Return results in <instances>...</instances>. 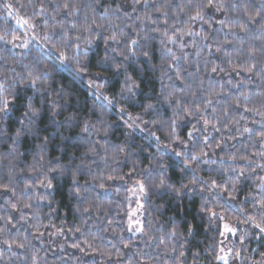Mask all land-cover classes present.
<instances>
[{"label":"trees","instance_id":"1","mask_svg":"<svg viewBox=\"0 0 264 264\" xmlns=\"http://www.w3.org/2000/svg\"><path fill=\"white\" fill-rule=\"evenodd\" d=\"M67 2L79 7L76 17H66L63 11L59 14L55 12V6H62L65 0H0V34H6V41H11L10 43L0 41V66L5 69L4 75H8L6 70L10 67H15L22 73L26 71L24 65H31L33 68L47 67L51 71L49 80L52 89L51 98H56V93L61 87L71 94L70 105L59 116L50 117L49 105L45 102L42 115L32 125L33 132L21 135L15 143L13 140L17 129L21 127L19 121L25 111L24 103L27 102V97L32 95L31 89L18 93L12 110L7 116L0 114V185H8L10 189L5 191L0 188V217H2L0 228L5 227L4 221L9 215L15 216L13 226L0 232V253H2L0 264H223L215 257L219 255L225 243L232 250L228 257V264H264V256H261V253H264V238H261L264 234L258 237V229H255L252 223H242L247 216H255L257 222H261L252 207L251 199L246 201V197L249 192L257 196V178L264 175V170H257L255 175L243 181L238 193L234 194L237 195V199L233 201L232 208L226 209L223 201L212 193L205 192L202 197L199 194L200 185H196V194L186 192L178 198L174 193L156 189L151 185L158 183L161 175L177 188L182 184H190L193 177L181 171L185 158L177 157L174 153L183 150L180 140L190 144L188 131L196 120L188 118L191 122L183 121L181 127L176 130L180 140H176L170 137V129L167 125L156 128L151 123L154 118L164 120L171 118L172 111L167 105L157 110L159 116H156L155 112L143 115V121L147 122L145 132L136 130L129 134L131 130L120 119L121 107L125 109L124 120H127L129 114L134 117L140 114L143 111L142 105L155 104L157 101L161 85V66L166 67L169 61L162 59L164 46L160 44V35L151 31L159 27L163 32L165 17L155 12L152 5L159 6L164 4L165 0H149L148 6L138 5L137 12L132 14L131 18L123 15L116 18L110 15L104 20L99 19L100 13L104 8H114L117 0H103L99 7L95 6L94 0H67ZM225 2L231 3L232 0H225ZM247 2L253 5L249 10L255 11L256 6L264 3V0H247ZM183 3H186V0H173L172 6L167 9V23L173 25L168 29L169 35L188 27L185 23L187 16L183 13L175 16L174 19V14ZM5 4L12 5L11 16L8 15L9 9L5 7ZM41 6L46 11L44 15H37ZM127 11L131 13L132 9L129 7ZM146 12L151 13L152 19L157 20L158 23L153 24L151 20H136V16L142 17ZM53 15L56 16L55 21L51 19ZM85 15L89 20L97 18V23H103L108 29L106 35H111L113 31L118 33L123 29L129 41L137 36L155 37L150 39L146 46L142 45L141 51L150 52V63L156 67L154 70L149 68L145 58L139 54L138 59L129 65V74L140 84L137 102L121 104L118 100L116 109L103 114L104 121L112 125L108 143L113 147H110L107 152L98 148L96 156L91 155L89 148L95 141H99L101 145L105 141L95 133L85 136L81 132L83 121H98L101 118V109L97 108L94 113L89 111L92 108L93 98L89 95L87 82L91 76L86 75L83 80H79L74 79L72 72L63 68L53 69V65L58 63L57 57L60 52L71 57L77 43L82 50L84 49V40L89 38V34L72 29L67 21L74 20L78 25H82L85 23ZM237 17H242V11H233L231 8L223 15L216 14L213 19V29L221 27L215 23V19ZM176 20L180 23L177 24ZM24 21L28 23L25 24ZM61 22L65 24V30L73 37L71 46L66 47L60 35H53V38L47 40L44 38L45 33H51L54 24L57 25L56 32H60L58 24ZM110 22L113 27H108ZM229 26L238 32L239 25ZM145 28L149 30L147 33ZM191 28L194 31H201L203 28L209 33L211 39L208 42L213 44V52L209 56L208 49L201 51L199 74L194 79L188 77L183 86L184 92L177 90V95L186 97V102H190L191 93L194 91L198 102L203 99H212L211 107L217 109L218 115L222 114L225 106H228L230 115L227 120H240L239 125H230L229 129L223 128L222 123H217V127L221 128L220 132H216L209 126L208 146L205 147L201 143L195 148L188 149L199 151L200 147H205L209 157L216 163H201L197 169V175L203 176L209 182L216 179L218 183H221V177L224 176L221 169L247 166L240 159L242 156H249L255 164L264 163L260 157L253 155L264 151V147L258 140L261 130L264 129V118L254 112L245 111V107L264 110L259 103L264 97V76L260 75L261 69H264V36H261L259 32H251L248 35L241 33L233 37L227 29L214 31L200 22L192 24ZM77 35L81 36L80 40L75 39ZM13 37L18 39L13 40ZM194 39L197 38L184 37V41L189 45L185 47L184 53L189 54L193 61L197 59V49L191 47ZM226 40L232 41V44L226 45L223 51L216 53V45ZM25 41L28 43L27 48L22 46ZM168 46L173 48L177 56L183 54L176 45ZM104 47L103 40L99 39L94 42L88 56L81 57L89 62L88 73L105 74V70L96 65V61L104 55ZM113 47H116L117 51H126L124 43L113 45ZM249 49L255 52V58L248 56ZM225 53L229 55L226 56ZM229 58L231 63H228ZM117 59L119 60V57ZM206 62L208 72L204 71ZM181 64L188 68V71L195 73V64L191 67L184 65L183 61ZM213 64L223 68L224 71L212 73L210 70ZM252 65H256L252 73L241 71ZM71 67H75L74 63ZM233 68H236V71H233ZM168 75L174 77L175 73L168 71ZM184 75L187 76V73ZM2 78L3 76H0V79ZM106 78L112 81V84L106 87L105 95L118 97L122 87L123 73L117 75L114 68H109L106 70ZM163 82L168 83L167 76L163 77ZM187 84H191L190 90ZM242 93L250 94L251 99L247 103L243 100ZM237 100L241 105L239 108L235 107ZM60 103L63 104L64 100ZM35 104L37 107L41 105L39 95ZM200 106L203 107V104L200 103ZM207 112L211 113V108ZM69 116L76 117L71 124L66 122ZM52 119H55V124L52 123ZM227 120L224 123H227ZM137 123L141 128H145V123L139 120ZM246 127L252 129V132H244L243 129ZM152 132H155L156 136H152ZM45 137H48V141L41 151L40 145L44 144ZM156 137L160 138L159 141ZM201 140H203L202 135ZM221 141H223L222 147L218 148L216 145ZM125 142L131 154L125 159H112L113 148L123 146ZM41 154L50 162L51 167H56L57 161L62 165L71 164L72 170L66 175L49 173V179L53 183L52 189L38 186L42 177L35 174L30 176L31 167L35 163L33 157L38 159ZM85 154L87 156L82 160ZM120 156L124 157L125 153H121ZM232 156L236 157L235 162L228 159ZM72 157L75 159H70ZM220 157L224 158L223 162L219 159ZM81 163L90 167H85L83 174H78L79 184L87 187L86 198L78 199L73 195L75 186L72 182V172H75L77 165ZM193 166L196 167L195 164ZM109 176L114 178L109 180ZM117 177H124V179ZM148 177L152 179H147ZM137 180L146 182L149 186V194L142 200L144 207L141 209V226L144 230L132 235L127 226L128 187ZM33 182L37 186L30 190L31 195L46 196V200L30 201L28 194H22L25 183ZM101 183L104 185L103 188L100 187ZM11 190L16 192L15 197ZM224 196L227 198V193ZM5 200H11L12 203L19 201L21 204L31 202L33 207L21 213L13 211L10 206H5ZM203 200L208 201L207 209L223 215L224 220L210 222L207 209L204 212L200 211ZM49 203L51 208L48 206ZM77 208L80 211H77ZM84 208H88L89 211L83 212ZM240 208H244L247 215L240 213L238 211ZM52 209L56 211L53 212ZM21 214L26 215L28 219L20 221ZM35 214H39L38 218ZM234 217L236 219H233ZM223 221L237 227V234H228L224 240L220 235ZM37 224L39 228L35 227ZM76 229H79V232ZM173 230L178 233L175 238L170 236ZM245 232L247 236L242 242L239 237ZM53 233L57 234L53 235ZM4 241L9 243L15 241V244L24 243L25 247L17 248L14 244L9 250ZM238 250L239 259L236 258ZM181 253L183 256L180 255Z\"/></svg>","mask_w":264,"mask_h":264},{"label":"snow or ice","instance_id":"2","mask_svg":"<svg viewBox=\"0 0 264 264\" xmlns=\"http://www.w3.org/2000/svg\"><path fill=\"white\" fill-rule=\"evenodd\" d=\"M102 2L103 0H94V4L96 7H99ZM172 4L173 0H165V3L159 6L152 5V8L155 12H158L163 17H165L164 31L161 32L159 27L153 28L151 29V31L160 35V44L164 46V55L162 59L169 61L166 64V67L163 65L161 66V85L157 101L155 104L149 103L146 105H142L141 107L143 108V111L135 117L129 114L127 120H124L125 109L121 107L119 109V112L121 113L120 119L127 126V128L131 130L129 134L134 133L136 130L145 132L147 122L143 121V115L148 114L149 112H155V115L159 116V112L157 110L163 105H167L172 111L171 118H169L168 120L154 118L152 119L151 123L155 125L156 128H162L167 125L170 129V137L176 140H180L179 136L176 135V130L181 127V123L188 120V118L196 120V123L192 124V127L188 131V139L190 141V144H185L184 141L180 140V143L183 145V150L174 153L177 157L185 158L181 171L193 177L190 181V184H182L179 188H177L174 187L173 184L169 183L163 175H161L159 178V182L153 183L151 187L161 189L168 193H174L175 196L179 198L182 197V195L186 192L190 194H196V185H200L199 194L202 197L205 192L212 193L218 199L223 201L226 209L232 208L234 207L233 201L237 199V195L234 194L238 193L243 181L247 180L250 176L255 175L257 170H264V163L255 164V161H253L249 156H242L240 157V159L243 160L247 166H241L238 168L227 167L221 169V171L224 173V176L221 177V183H218L216 179H212L209 182V180L205 179L203 176L197 175V169L201 163H216L215 160H212L209 157L208 152L205 151V147L208 146L209 143V126L216 132H220L221 128L217 127V123H222L223 128L229 129L230 125H239L240 120H227L228 116L230 115L228 106H225L223 108L222 114L218 115L217 109L211 107L213 104L212 99H203L202 101L198 102L197 94L193 91L191 93L192 100L190 102H186L187 98L181 95H177V90L183 93V86L185 85L188 77H192L194 79L196 75L199 74V57L201 55V51L205 48L208 49L209 56H211L213 52V44L208 42L211 39L209 33L204 31L203 28L201 29V31H194L191 28V25L195 24L196 22H200L203 25H207L208 29H212L214 31H223L224 29H227V32L230 33L233 37H237L241 33L248 35L251 32H259L261 36H264V3L256 6L257 10L250 11L249 9L252 8L253 5L249 4L247 0H232L231 3H226L225 0H186V3H183L178 7L177 13L174 14V19L175 16L183 13L185 16H187V21L185 23L188 24V27L175 31L173 35H169L168 29L172 28L173 25H169L167 23V9L171 7ZM138 5L148 6L149 0H130V2L129 0H117L114 8H104L103 12L100 13L99 19H107L110 15L115 16L116 18H119L121 15L131 18L132 14L137 12ZM5 7L9 9L8 15L11 16L12 5L5 4ZM129 7L132 9L131 13L127 11V8ZM229 8H231L233 11H242V17L215 19V23L219 24L221 27L219 29H213V19L215 15H223L229 10ZM45 11L46 9L41 6L39 12H37L36 14L44 15ZM62 11L66 13V17H76L79 13V7L77 5L70 4L67 2V0H65V3L62 6H55L56 13L59 14ZM51 19L55 21L56 16L53 15ZM84 19L85 23L82 25H78L74 20L67 21L68 26H70L72 29L82 30V32L89 34V38L84 40V49L82 50L80 44L77 43L75 45V48L73 49L71 57L67 56L64 52H60L57 57L58 63L53 65V69L59 70L63 68L67 71L72 72L74 79L79 80H83L86 75L91 76V78L87 82L89 95L93 98L92 108H90L89 111L94 113L97 108L101 109V118L98 121H83L81 132L84 133L85 136H91L93 133H95L97 135H100L101 138L105 141L103 145H101L99 141H95L89 148V152L91 153V155L96 156L98 155V148H102L105 152H107L110 147H113L108 143V137L111 134L112 125H109L104 121L103 114L116 109L118 100L121 104L127 102H132L133 104H135L137 102L136 97L138 96L140 91V84H138L129 74V65L132 64L136 59H138L139 54L140 56H143L145 58V62L148 64L149 68L154 70L156 67L155 65H152L150 63V52L148 50L141 51V46H146L149 40L155 39V37L145 35L143 38H140L137 36L136 38H133L129 41L126 39V33L123 31V29H121L118 33L116 31H113L111 35H106L105 33L108 29L103 23H97V18H92L91 20H89L88 16L85 15ZM136 20H151L153 24L158 23L157 20L152 19L151 13L149 12H146L142 17L136 16ZM17 23H20V21H17ZM24 23L27 24L28 22L24 21ZM176 23L179 24L180 21L176 20ZM229 25H239L238 32ZM29 26L32 27L31 25ZM58 26L61 29L60 32H56L57 25L54 24L51 33H45L44 38L47 40L53 38V35H60L62 37L64 45L66 47L71 46L73 37L69 35L67 30H65V24L61 22L58 24ZM108 27H113L111 22L109 23ZM148 31V28H145V32L147 33ZM92 33H95V35H92ZM184 37L197 38L193 40V43L191 45V47L197 49V59L195 61L191 59L189 54L184 53L185 47H189V45H187V43L184 41ZM16 39H18V37H13V40ZM75 39L80 40L81 36L77 35ZM99 39L103 40L105 47L103 49L104 55L102 58H99L96 61V65L99 68L104 69L105 74L102 75L100 73H97L95 75H92L87 72L89 66L88 60L81 59V57H87L88 53L92 51L94 42ZM0 41H5L7 43L11 42L6 41V34H0ZM120 43H124L126 45V51H117L116 47H113V45H119ZM231 44L232 41L227 40L222 43H218L215 47V52L219 53L223 51L226 45L230 46ZM168 45H176L183 54L177 56L173 51V48L169 47ZM22 46L27 48V41H25ZM225 55L228 56L229 54L225 53ZM248 56L255 58V52L252 49H249ZM118 57L119 60L117 59ZM181 61H183L184 65H188L189 67L195 64V73L188 71V68L184 67L181 64ZM72 63H74L75 65L74 68L71 67ZM228 63H231L230 58L228 60ZM255 67L256 65H252L250 67L241 69V71L252 73ZM24 68L26 69V71L22 73L18 72L15 67H10L6 70L8 72V75H4L5 69L0 66V76H3V78L0 79V114H3L4 116L8 115L18 97V93L23 92L25 89H31L32 91V95L28 96L27 102L24 103L25 111L19 121L21 127L17 129L16 136L13 140L14 143L20 138L21 135L33 132L32 125H34L38 118L42 115L43 105L45 102H47L49 105L50 117H55L59 116L60 113L70 105L71 100V94L65 91L63 87H61L57 91L55 99L51 98L52 89L49 84L51 71L47 67L33 68L31 65H24ZM109 68H114L117 75L123 73L122 87L120 89V95L118 97L105 95L106 87L112 84V81L106 78V70ZM232 70L236 71V68H233ZM168 71H174V77L168 75ZM204 71H209L207 62L205 63ZM210 71L212 73H217L218 71L223 72L224 69L220 68L218 65L213 64ZM185 73H187V76L184 75ZM260 75L264 76V69H261ZM164 76H167L168 83L163 82ZM177 82H179V84ZM229 83H231V81H229ZM187 88L190 90L191 84H187ZM221 88L223 89V85L221 86ZM37 95L41 97V105L39 107H37L35 104ZM215 95H219V93H215ZM242 98L247 103L251 99V96L249 93H242ZM61 100H64L63 104L60 103ZM200 103L203 104V107L200 106ZM259 103L261 109H264V97L261 98ZM235 107H241L239 100L235 102ZM209 108H211V113L207 112ZM245 111L254 112L264 118V110L245 107ZM74 119H76L75 116H69L66 118V122L71 124ZM241 119H243V117H241ZM138 120L141 123H145V128L140 127V124L137 123ZM226 120L227 123H224V121ZM201 121L203 125L202 127ZM188 122L191 121L188 120ZM52 123H56L55 119H52ZM243 131L251 133L252 129L246 127L243 129ZM151 135L156 136V133L152 132ZM201 135L203 136V140H201ZM156 139L159 141L160 138L156 137ZM258 140L261 142V146L264 147V129L261 130ZM47 141L48 137H45L44 144L40 145L41 151L46 146ZM201 143H203L205 147H200L199 151L188 150L189 148H195ZM222 143L223 141L218 142L216 146L218 148L222 147ZM169 147H171V145H169ZM13 151L15 150L13 149ZM121 153H125V156L121 157ZM130 154L131 153L129 151V146L127 145V142H125V145L116 146L113 148L112 159H125L126 156ZM253 155L258 156L262 160H264V151L254 153ZM86 156L87 154H85V157H82L81 159L83 160L84 158H86ZM33 159L35 160V163L31 167L30 176L35 174L39 177H42L38 182V186L44 187L46 189L53 188L52 180L49 179V173H59L60 175H66L72 170L71 164L62 165L59 164V161H57L56 167H51L50 162L45 160L43 154H41L38 159L35 156L33 157ZM70 159H75V157H72ZM104 159H107V157H104ZM219 159L221 160V162H223L224 158L220 157ZM228 159L235 162L236 157L232 156ZM194 164L196 167L193 166ZM254 164L255 167H253ZM85 167L90 166H86L81 163L80 165H77L76 171L72 172V182L75 186L73 195L78 199L86 198L87 195V187L81 186L78 180V174H83V169ZM113 178L114 177L112 176L108 177L109 180ZM117 178L121 180L124 179V177ZM147 179L152 178L148 177ZM257 180V196H253V194L249 192L248 197H246V201L249 198L251 199L252 207L258 214L261 222H257L255 216H247V219L243 220L242 223H252L254 225V228L258 229L257 236L260 237V234H264V223H262L264 222V175L258 176ZM136 185L138 186L139 193L142 197H146L149 194V186L145 181L137 180ZM36 186L37 184L35 182L25 183L22 194H28L30 196V201L46 200V196L37 197L31 195L30 190L35 188ZM100 187H104L103 183L100 184ZM0 188L4 189L5 191L10 190L8 185H0ZM136 190V188H133L129 191L135 192ZM11 191L13 197H15L16 192L14 190ZM225 193H227V198H225L224 196ZM137 203V210H140L144 207V205L140 204L139 201H137ZM207 204L208 201L203 200L202 207L200 209L201 212H204L205 209H207ZM4 205L10 206L13 211H19L21 213H23L25 210H30L33 207V203L31 202H24L21 204L19 201L17 203H12L11 200H5ZM48 206L51 208L50 203ZM52 211L55 212L56 210L52 209ZM77 211H80V209L77 208ZM88 211V208L83 209V212L85 213H87ZM238 211L244 215H247V212L244 208H240L238 209ZM207 212L210 222L212 220H224L223 215L218 214L212 209H207ZM35 215L36 218H38L39 214ZM0 219H2V217H0ZM27 219L28 217L26 215H20V221H25ZM233 219L236 218L234 217ZM14 220L15 216L9 215V217L4 221L5 227L0 228V232H4L8 227L13 226ZM141 223L142 222L139 220H130L128 231L134 230L135 232H143L144 229L142 226H140ZM35 227L39 228V224L35 225ZM76 231L79 232V229H76ZM189 231H191V228H189ZM237 232V227L230 226L228 223H224L223 231L220 232V235L225 236L226 233L236 235ZM56 234L57 233H53V235ZM177 235L178 233L175 230L170 233V236L173 238L177 237ZM245 236H247L246 232L240 235L239 239L243 242ZM4 243L7 244L8 249L11 250L13 245L15 244V241H12L11 243H9L8 241H4ZM15 246L17 248H24L25 244H15ZM73 247H78V245H73ZM125 247H128V245H125ZM220 251L223 252L224 249L221 248ZM231 251L232 250L229 249V254L231 253ZM180 255L183 256V253H181ZM0 256H2V253H0ZM261 256H264V253H261ZM239 257L240 252L238 250L236 252V258L239 259ZM215 258L216 260L222 261L223 264H228L227 254L217 255ZM33 259L35 260V257H33Z\"/></svg>","mask_w":264,"mask_h":264},{"label":"rangeland","instance_id":"3","mask_svg":"<svg viewBox=\"0 0 264 264\" xmlns=\"http://www.w3.org/2000/svg\"><path fill=\"white\" fill-rule=\"evenodd\" d=\"M23 25H25L24 23H21ZM136 188L137 190L135 192L129 191L130 189ZM128 198H129V210H128V217H127V226L129 227V221H136L139 220L141 221V209H138V203L137 201H139L140 204H142V200L143 197L140 195L139 190H138V186L136 185V182L132 183L129 187H128ZM224 223H228L230 226H233L230 222H225L223 221L221 224V230L223 231V224ZM141 226V225H140ZM130 234L132 235H136L139 232H135L133 231H129ZM228 233L225 234V236H223V239L225 240L227 237ZM221 248L224 249L223 252L220 251L219 255H226L227 257L230 256L229 254V247L227 246V244L225 243L224 246H222Z\"/></svg>","mask_w":264,"mask_h":264}]
</instances>
